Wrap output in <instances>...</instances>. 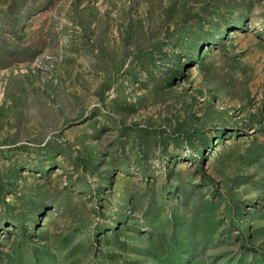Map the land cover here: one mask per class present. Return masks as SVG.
Segmentation results:
<instances>
[{
  "label": "rangeland",
  "instance_id": "obj_1",
  "mask_svg": "<svg viewBox=\"0 0 264 264\" xmlns=\"http://www.w3.org/2000/svg\"><path fill=\"white\" fill-rule=\"evenodd\" d=\"M0 264H264V0H0Z\"/></svg>",
  "mask_w": 264,
  "mask_h": 264
}]
</instances>
